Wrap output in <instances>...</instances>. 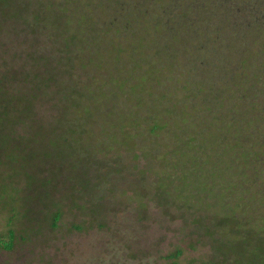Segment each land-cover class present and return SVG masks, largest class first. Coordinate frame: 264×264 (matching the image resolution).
<instances>
[{
  "label": "rangeland",
  "instance_id": "rangeland-1",
  "mask_svg": "<svg viewBox=\"0 0 264 264\" xmlns=\"http://www.w3.org/2000/svg\"><path fill=\"white\" fill-rule=\"evenodd\" d=\"M31 1L33 4H37L38 1L46 3L50 0ZM51 1L63 3L65 0ZM76 1L82 17L75 24L79 29L84 30L85 34L79 37V41L69 49V52L63 51V55H58V57H62V60H66L58 65L53 64V66L56 65L58 73H55L50 82L39 78L42 71L33 70L30 68L31 64L23 65V52L30 50L31 41L35 39V36L30 34V31L24 30V27L21 26L22 20L10 17L0 28V77L6 67H12L13 71L18 73L30 71L28 79L20 80L19 86L24 81H30V84L35 85L41 95V98L33 102L30 118L26 119L25 117L11 126H6L15 139L19 137L24 140L19 141L16 146L9 145V148L12 146L17 149L18 154L15 151H10L2 157L3 174L5 176L19 174L11 179L18 185L17 188L12 192L6 191L8 188H5V194L27 195L30 200L25 202L22 212H26V214L17 224L18 233L19 235L23 234L25 240L22 239L21 242H18L16 248L11 252L0 251V264H169L170 261L166 260V256L176 250H182V255L178 259L179 264H189L190 262L200 264L206 258V253L209 252L210 240L209 236L205 235V230H200V233L194 232L198 227L197 221L208 216L206 222H210L211 214L219 212L242 220L244 225L241 235L243 239L245 236L248 238L247 235L251 236L252 244L260 245L261 252L259 249L256 251L262 256L259 264H264V151H262L264 149V90H260V83H264V67H259L258 71H252L257 70L258 66L253 67L247 63L243 64V68L239 66L234 68L228 61H224L225 57H231L228 50L223 53L221 60L215 56L221 51L217 50L215 54L208 53L207 56L210 58L205 61L203 66L198 65L193 58L183 60L180 53L178 54V56L180 55L179 61L177 60L174 64V72H169V69L162 72V77L158 76L160 79L154 83L152 92L158 95L161 105L158 107L157 113H150L152 114L151 124L156 122L162 127L157 130L160 140H162V132L165 130L163 124L169 118L167 116L170 113L162 103V97L157 90L162 91L167 87H174L176 90L175 86H177V91L174 94L177 98L182 99L186 106L201 104L199 107L203 109L206 108L205 106L208 107V99H212L213 91L218 87L224 92L221 97L233 99L224 91L225 88L234 89L237 92L235 97L240 95L244 86L257 85L256 91L259 96L254 109L244 107L242 110L247 115L246 119L251 122L244 123L247 129L243 133H239L241 134L237 137L239 145L231 147V142L226 144L227 148L231 147L232 151H228V148L222 158H227L231 162L226 167L222 178H220V173L213 177L214 188L208 191L194 177L185 178L180 184L177 181L172 186L169 183H163L170 198L168 201H161L160 205L156 195L161 196L157 187L160 171L164 169L157 167L160 162L153 157L163 158L165 156L164 141L159 142L162 147L158 144L147 146V141L142 135L132 136L130 134L133 133L131 124L136 125L142 131L148 132L149 130L147 121L139 116V110L134 107V104H136L135 98L138 92L143 101L148 102V97L152 95V93H148V88L151 87L144 82L139 87V91L135 87L132 88L133 92L130 95L124 94L123 90L128 87V84L121 86L117 80L112 81L107 77L109 73L114 72L117 61L110 60L106 56V54H111L108 49L104 51L95 48L90 35L92 32L98 31V24L101 22L98 16L101 17L102 13L108 15L105 18L103 14L107 20L110 21L112 18L114 23L120 22L121 17L116 11L120 10L116 7L117 2L126 6L138 0H95L92 3L94 6L91 7L87 4L88 0ZM145 2L151 4L155 1L146 0ZM242 2H244L242 3L243 7L241 4L238 5V16L241 21L231 20L235 27L234 29L228 27L229 32L225 29V34L232 40L238 39L239 41L245 36L248 38L252 36L261 43L264 33L259 31V27H255V24L251 25V17L245 18L247 14L244 9H250L253 0H243ZM97 3L102 4L104 10L107 8L106 12L95 8ZM155 3L158 4V9L154 12L149 10L148 14L171 12L170 17H173L172 12L179 11L180 3L184 4L181 0H156ZM262 4L264 5V3ZM263 5H260L259 12H257L261 15H264ZM127 7L125 10H129ZM64 15L66 17L62 19V22L67 23V26L77 20L74 17L68 19L69 13L66 11H64ZM212 22L213 20H209L202 26L199 25L200 30L210 29ZM240 23L243 25L242 29H239ZM248 27L249 30L246 29ZM164 33L163 31L161 35H165ZM154 34L159 36V33ZM148 37H152L151 33L148 34ZM163 38L165 37L163 36ZM36 43L39 45L35 47L46 55L49 54L48 52H54L51 49L52 37L48 33L40 36ZM144 45H146V41ZM45 46H50L51 51L48 49L49 47L42 50V47ZM258 49L257 46L249 50V56L258 57L255 63L264 65V53L260 56L256 55ZM186 55L185 53L184 56ZM55 56L57 57V54ZM12 57L11 63L10 58ZM91 57L92 61H89ZM81 58H85V64ZM108 58L109 60H107ZM203 70L215 75L212 76L211 83L208 82L210 79L203 77V72H205ZM36 74L40 75L34 77ZM100 77H107L108 86L104 89L119 91V93L116 92L118 98L114 97L113 99L115 107L119 105L120 100L129 105L126 107L127 109L119 111L120 114L127 112L121 117L120 115L114 116L115 118L105 117L104 131L103 127L100 128L102 123L100 119H98L100 121L98 123L97 119H94V115L89 116L83 109L81 110L82 115H78L73 108L63 109L60 102L53 96L62 86L65 90L67 87H76L79 93L85 95L90 93L88 86L92 89L97 87L94 94H90L93 98L89 102L90 107H104L108 104L107 106L110 105L111 108L113 102H110V96H101L103 81H100ZM114 77H118L117 74H114ZM202 80L205 81V84L197 83ZM212 83L217 84L211 85ZM30 84H27L26 87H30ZM26 87L24 91H26ZM259 92L263 94L261 95ZM214 94L216 95V93ZM239 101L236 98L235 104H240ZM171 102L173 101L171 100ZM60 117L63 118L62 121H59ZM76 121L78 125L83 123L80 131L83 141L87 142L85 144L79 142L78 145L74 141L76 136L72 134V125ZM39 128L50 139L55 136L63 138V141L69 143L68 146L76 149L74 151L76 157L85 159L88 176L85 179L80 177L88 182V188L82 187V180L79 178L78 181L68 180V166L73 158L68 157L67 154L72 151L65 148L64 156L59 158L52 154V156L49 155L54 151L55 146H51L47 140L43 141L42 139L39 142L41 138L36 135ZM106 133L109 135L108 138L104 137L107 142H97L99 137L107 136ZM90 145L91 147H89ZM242 147L244 151H242ZM152 148L158 152L153 154ZM168 148L172 149L173 147H167V150H169ZM249 151L258 155L257 161H250L247 155H243V152L247 154ZM45 153L49 156L47 159L42 157ZM215 153L216 149L210 152L211 158L215 156ZM177 184L179 185L177 186ZM17 204L21 206L20 202ZM57 209L60 211V219L58 227L53 230L50 228L49 218ZM6 223L7 217L3 212L0 214V232L5 229ZM250 230L251 232H249ZM256 251L253 250L255 253Z\"/></svg>",
  "mask_w": 264,
  "mask_h": 264
},
{
  "label": "trees",
  "instance_id": "trees-1",
  "mask_svg": "<svg viewBox=\"0 0 264 264\" xmlns=\"http://www.w3.org/2000/svg\"><path fill=\"white\" fill-rule=\"evenodd\" d=\"M94 1L95 0H88L87 4L89 7L92 5L94 6V4H92ZM141 1L142 0H138L137 2L127 4L126 6H128L127 8L129 10H125L126 6H122L117 2L116 7L120 10L123 8L121 11L116 10L121 17L120 22L114 23L112 18L109 21L105 19L108 15L102 13L101 17L98 16L101 22L99 21V24L96 23L99 25L98 31H94L90 35L93 41L92 45H94L95 48H100L104 51L108 49V52L111 54H106V56H108L110 60L115 59L113 61H117L114 72L109 73L107 77L112 81L117 80L121 83V86L122 84H128V87H125L123 90L124 94L130 95V93L133 92L132 88L135 87H137L139 91V87L144 82L151 87L148 88V93H152V95L148 97L149 101H143V98L140 97L138 92L135 98L136 104H134V107H137V110H139V116H142L145 118V121H147L149 130L148 132L142 131L136 127V125L130 123L133 130V133L130 134H132V136L136 134L142 135L145 141H147V146L158 144L162 147L159 142L164 141L163 146L164 148L166 147L164 151L165 156L163 158L160 156L153 157L156 158V161L160 162L157 167L164 169L160 171L161 174L158 178L159 184L157 188H159L158 191H160L161 196L156 195L158 203L161 205L164 200L168 201V198H170L169 192L164 188L163 183H169L170 186H172L173 183H177V181L180 184L183 179L194 177L197 178L208 191L214 188L215 181L213 177L215 174L220 173V178H222L226 171V167L229 166L231 162V160L229 161L227 158H222V155H224L223 153H227L228 148V151H232L231 147L239 145L237 137L241 136V134H239L240 132L243 133L247 129L244 123L251 122V120L246 119L247 115L244 114L242 110L244 107L254 109L257 106L256 100L259 96L256 91L257 85L254 86L251 84L249 87L244 86V90H242L240 95L238 94L235 97L234 95L237 92H235L234 89L225 88L224 91L233 99H227L224 98V96L221 97L223 90L218 87L214 89L212 99H208V107L205 106L206 108L203 109L199 107L201 104L199 106L195 104H190V107L186 106L183 100L177 98L174 94L176 93L175 91H177V86H175L176 90H174V87H167L162 91L157 90L158 94L162 97V103L165 104L168 113H170L167 116L169 118H167L164 122L165 124H163L165 130L162 132L163 136L162 140H160L157 130L162 127L156 122L151 124L152 114L150 113H157L159 110L158 107L161 105V103L159 104L158 95L152 92L154 83L160 79L158 76L161 75L162 77V72L169 69V72H174V64L177 60L179 61L180 55H182L181 57L183 60L193 58L198 65L203 66L205 65V61H208V58H210V56H207L209 55L208 53L215 54L217 50H219V52L221 51V53L215 54L219 60L223 59V53L228 50L231 57H225L224 61H228L230 66L234 68L237 66L243 68V64L250 63L249 65L253 67L258 66L257 70L252 71H258L259 67L263 68L264 65L256 64L255 61L258 57H250L249 50L258 46L259 49L256 55L260 56L264 53V37L263 41L259 43L257 39L252 36H250L251 39L245 36V38L239 41L238 39L232 40L225 34V29L228 30V27L234 29L235 27L231 20L237 22L241 21L238 16V5L241 4L243 7V0H181L184 4L180 3L181 7H179V11H177L178 13L172 12L174 18L170 17L171 12L153 13L158 9V4L155 3L156 0H153V2H155L151 4L145 2L146 0L143 2ZM262 3H264L263 0H253V3H251L253 4L252 7L250 9H244V11L247 14L245 18L251 17V25L255 24V27H259L258 30L264 33V15L257 13L259 12L258 8L260 5H263ZM101 5L102 4L97 3L95 8L97 7L98 10L104 12L107 8L104 10V7ZM149 10L153 12L148 14ZM64 11L69 13L68 19L74 17L77 20L67 26V23L62 22V19L66 17ZM81 15L76 0H65L63 3L60 1L52 2L51 0L46 3L38 1L37 4H33L31 0H19L18 2L17 0H0V28L10 17H16L22 20L21 26L24 27L25 31H30V34H33L36 39L31 41L32 47L30 50L23 52V65L26 66L27 64H31L30 68H33V70L37 69L42 71V74H39V78H43L45 82H50L52 80L51 78H54L55 73H58L56 72V65L66 60H62V57H58V55H63V51L69 52V49L73 45L75 46L77 41H79V37L85 34L84 30L79 29L75 24L76 22L78 23L79 18L82 17ZM254 15L255 17H253ZM209 20H213L209 27L210 29L204 30L203 28V30H200L199 25L202 26L203 23ZM202 21L203 23H201ZM242 26V23H240L239 29H242ZM249 27L246 29L249 30ZM163 31L165 32V35H163L165 38L161 35ZM45 33H48L52 37L53 43L51 45L52 48L50 46H45L42 47V50L49 47V50L51 48L54 51L53 53L48 52L49 54L47 55L35 47L39 45L36 43L37 39L45 35ZM149 33H151V38L148 37ZM154 33H159V36ZM250 34H253V32H250ZM145 41L146 45H144ZM111 51L115 52L112 53ZM185 53L187 54L186 56H184ZM55 54H57V57ZM178 54L180 55L178 56ZM109 58L107 60H109ZM12 59L13 57L10 58L11 63ZM91 59L92 57L89 58V61H92ZM249 60L251 61L249 62ZM81 61L85 64V58H81ZM54 63H56L55 66H53ZM178 64L180 63L178 62ZM19 68L21 67L19 66ZM160 68L161 70H159ZM203 71H205L203 72V77L210 79L208 82L211 83L212 76L215 75L206 72V70ZM114 74H117L118 77H114ZM29 75L30 71L27 73L25 71L24 73H18L17 71H13L12 67H6L5 72L0 77V214L4 212L7 217L6 227L0 232V251L5 252L13 251L18 242H21L22 239L25 240L23 234L19 235L17 224L20 223L21 219L26 214V212H22V210L25 202H28L30 197L27 195H13L11 193L5 194V188H8L6 191L11 192L17 188L18 185L11 179L13 176L16 177L19 174L5 176L2 172L4 169L2 157L10 151H15V153L18 154L17 149L12 146L9 148V145L12 144L16 146L19 141L24 140L19 137L15 139L12 133L6 129V126H11L13 123L22 120V118H30L33 111L32 106L34 100L41 98L39 90L35 85L30 84V81H24L23 84L19 86L20 80L28 79ZM37 75L38 74L34 75V77ZM107 77H100V81H103L101 96L107 97V95H109L110 102H113L114 97H117L119 91H116V93L115 90H110L109 88L104 89V87L108 86L106 83ZM197 83L205 84V81L202 80ZM27 84H30V87L27 88ZM215 84L217 83H212L211 85ZM260 86V90H264L263 82L260 83ZM25 87L26 91H24ZM95 89H97V87L92 89L88 86V92L90 93L85 95L84 93H79L76 87H67V90H65L62 86L53 96L60 102L63 109L73 108L78 115H82L81 110L83 109L87 111L86 113H88L89 116L94 115L93 117L95 120L97 119L98 123L102 121L100 128L103 127L104 131L106 118L111 116L113 118L116 115H120L121 117L127 112L120 114L119 111L127 109L126 107L129 105H126L125 101L123 102L120 100L119 105L116 107L114 106V101L111 108L110 105L107 106L108 104H106V106L104 105V107L95 106L96 108H91L89 102L92 101L93 98L90 94H94ZM45 93L47 94V92ZM214 93H216V95ZM219 93L220 95H218ZM259 93L261 95L263 94L261 92ZM173 94L174 96H172ZM236 98L240 100V104L238 105L235 104ZM171 100L173 102H171ZM183 107L184 109H182ZM70 114L71 112L69 115ZM62 119L63 118L60 117L59 121H62ZM98 119H100V121ZM27 121L30 122L29 120ZM72 127V134L76 136L74 140L75 143H78V145L79 142L84 144L87 143L83 141L81 136L80 129L83 127V123L78 125L76 121ZM36 132V135L41 138L39 142L43 139V141L47 140L51 146H55L53 148L54 151L49 153V155L52 154L59 158L60 156H64L65 148L72 151V153L67 154L68 157L70 156L73 158V161L69 162L68 166V180L72 181L73 179L78 181V178L81 179L80 176L84 179L88 176V166L85 163V159L76 157V153H74L76 149L74 147L68 146L69 143L67 144V142L63 141V138H56L55 136L50 139L43 134L40 128ZM106 134L107 136L104 135L101 136V138L99 137L97 142H107L105 139L108 138L109 135L108 133ZM227 143L230 144L231 147L228 146L227 148ZM170 146L174 149L168 148L169 150H167V147ZM89 147H91V145ZM213 149H216V153L214 154L215 156L211 158L209 154ZM139 150L142 151L140 148ZM156 151L157 150H154L152 153L155 154ZM242 151H244L243 147ZM262 151H264V149H262ZM249 152H247V154L243 152V155H247L250 161H257L258 155L255 152ZM42 157L47 159L49 156L45 153ZM84 179H81L82 187L86 189L88 188V182L84 181ZM179 184H177V186ZM42 185H44V183H42ZM19 189L21 188L19 187ZM19 202L21 206L17 204ZM207 217L208 216H205L202 220L197 221L198 227L194 230V232L205 230V235L209 236L210 240L209 252L206 253V258L203 259L200 264H259L260 257L262 258V256L258 254L256 249H259V252H261L260 245L256 243L252 244L251 236L249 235H247L248 238L245 236L243 239L241 233L244 223L242 220L236 217L234 218V216L224 215L220 212L217 214L213 213V215L211 214L210 222H206L208 220ZM59 219L60 211L57 209L49 218L51 229L54 230L58 227ZM249 232H251V230ZM253 250H255L256 253L253 252ZM247 252H249V254H246ZM181 255L182 250H176L175 252H170L166 256V260L170 261L169 264H179L178 259ZM189 264L192 263L190 262Z\"/></svg>",
  "mask_w": 264,
  "mask_h": 264
}]
</instances>
